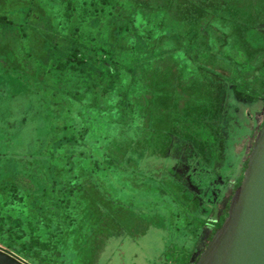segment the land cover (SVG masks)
<instances>
[{"label":"rangeland","instance_id":"374dc122","mask_svg":"<svg viewBox=\"0 0 264 264\" xmlns=\"http://www.w3.org/2000/svg\"><path fill=\"white\" fill-rule=\"evenodd\" d=\"M72 1L67 19L66 0H0L26 34L0 35V245L34 264L195 259L264 119V0ZM72 40L90 64L106 52L96 67L118 71L110 84L47 71L49 46ZM56 105L78 143L51 129L39 147L35 114ZM52 142L63 158H28Z\"/></svg>","mask_w":264,"mask_h":264},{"label":"water","instance_id":"95a60500","mask_svg":"<svg viewBox=\"0 0 264 264\" xmlns=\"http://www.w3.org/2000/svg\"><path fill=\"white\" fill-rule=\"evenodd\" d=\"M0 264L30 263L0 246ZM195 264H264V124L254 137L227 215Z\"/></svg>","mask_w":264,"mask_h":264},{"label":"trees","instance_id":"16d2710c","mask_svg":"<svg viewBox=\"0 0 264 264\" xmlns=\"http://www.w3.org/2000/svg\"><path fill=\"white\" fill-rule=\"evenodd\" d=\"M110 2H111V0H101L100 3L103 5V8H101V11H105L106 8H104V7H106L107 4H109ZM74 8H75L74 2L72 0H66L64 15L67 19H70L73 16ZM87 11L88 10H83V12H85V13H87ZM14 34L18 35L19 39L21 41H23V42L26 41L25 27L15 25L13 23V21L10 20V18L5 14L0 15V35L1 36H6V35L11 36ZM71 42L74 44L71 45V47H69V51H66L65 53H60L58 46H55V45L49 46V51H48L47 56H46L47 62H48L46 65L47 71H56L59 68H66V69L73 70L74 72L77 71L80 73L87 74L88 77H91V74H96L97 80L99 83H101L102 81L107 79V81H108L107 83L110 84L113 76L117 75L118 71L112 67L106 68L104 71H100V70L98 71V69L96 67L97 64H100L103 61L101 57H102V54L106 53V52L101 51V55L99 56L100 58H98L97 60L94 61L95 64H90V62L86 59V55L82 54L80 51V49L84 48L85 45L84 44H78V46H77L74 40H72ZM24 49L26 52V58L27 59L34 58L31 47H28V45H26V43L24 44ZM110 56H111V53L108 52L107 59L104 60L105 62H107L109 64L112 63V57H110ZM133 70H134V68H133ZM98 74H101V78H99V79H98ZM227 84H232V83H227ZM234 85L241 92L251 91L247 87H245V89H246L245 91L242 90L243 87L236 82L234 83ZM246 86H248V85H246ZM250 94L252 96H255V97L259 95V93H256V92H251ZM28 99H32V97H28ZM55 107H56L55 109L49 108L46 111V113H44V114L39 112L38 113L39 115L37 117H36V114L34 113L35 118H36L35 122H37V124L39 125V128L41 129L40 141H39L40 143L38 142L39 147H40V145L42 147H44L46 144H48V142H49L48 130H51V129H54L57 132L58 139L56 141H54L55 143H58L63 139L67 140L68 143H70L72 141H75L78 143L77 138H76L75 134L73 133L76 129H78V126H76L77 124L71 120H68L67 116H62V117L58 118V116L56 115V111L58 113L59 112L62 113L65 111V108L63 106L57 107V105ZM104 111H106V110H104ZM56 117H57V119H56ZM56 120L60 121V122H57V124H56ZM62 121H63V124H62ZM263 124H264V119L261 122L259 128ZM81 129L83 130L82 126L80 127V131H81ZM80 131H79V135H81ZM66 132H69V133L71 132V136L70 137L64 136V133H66ZM61 134H62V136H61ZM86 136H88V132L84 131L80 137H82V139H83ZM206 137L207 138L210 137L209 133H208V131L202 129L200 131V141L203 144H205L207 142L211 146H213V143L211 142L212 139L210 141H207L208 139ZM54 142H52L49 145V147L47 148V151L43 155H41V156H28V158L29 159L36 158L38 161H41V162L47 161L51 158L54 159L55 154L59 155V158H63L64 154H66L63 145L62 144L54 145ZM248 154H249V152L247 153L246 159H245L243 166L241 168V176L238 177L235 180L234 184L232 185V191L229 195L228 202H227L222 214L215 221H209V222L204 223V227H206V226L210 227V229H209L210 232H209V235L207 237L206 243L210 240V238L213 235V233L215 232V230L221 226L222 222L224 221V219L227 215L230 197L232 196L235 189L241 183L242 175H243V172H244V170L246 168V164H247ZM124 157H127V156H124ZM68 158L70 159L69 161H74L75 155L74 154H72L71 156L68 155ZM95 164H97V163H95ZM121 164L123 165V161L121 162ZM52 179H53V177L49 176L48 179H46V180H52ZM25 181L26 180H24L21 175H17L15 177L14 182H13V185L17 186V187L16 188L13 187L12 191H18L19 186L22 184V182H25ZM54 201H57V199H54ZM31 230H32V228H31ZM32 231L34 232V239L41 240V236H39V238L35 237V233L37 234V232L34 230H32ZM206 243H205V245H206ZM34 244H35L34 245V255H36L35 246H38V245L40 246V244H38L37 241L34 242ZM202 250H200V252H202ZM200 252H199V254H200ZM198 255L196 254L195 259H192V254L190 253L188 255V257H185L184 261H182L183 262L182 264H195V262L198 258ZM171 263H169V264H171Z\"/></svg>","mask_w":264,"mask_h":264},{"label":"crops","instance_id":"0c3cea01","mask_svg":"<svg viewBox=\"0 0 264 264\" xmlns=\"http://www.w3.org/2000/svg\"><path fill=\"white\" fill-rule=\"evenodd\" d=\"M262 114H263V116H264V113L262 112ZM262 116V117H263ZM225 193H226V191H225ZM206 227H204V229H205ZM145 230V229H144ZM143 230V232L141 233V234H145V231ZM209 232H210V230H209ZM209 232H207V233H205V236H204V238L202 239V242H203V246L205 245V243H206V241H207V237H208V235H209ZM140 234V235H141ZM1 246V245H0ZM1 247H3V246H1ZM3 248H5V249H8L7 247H3ZM197 248H199V247H197ZM9 250V249H8ZM11 251V250H10ZM13 253H15L14 251H12ZM16 255H18L17 253H15ZM19 257H21L20 255H18ZM22 259H24V260H26L27 262H29L30 264H34V263H32V262H30V261H28L25 257L23 258V257H21ZM160 259V258H159ZM159 259H151L150 261H145V264H158V260Z\"/></svg>","mask_w":264,"mask_h":264}]
</instances>
